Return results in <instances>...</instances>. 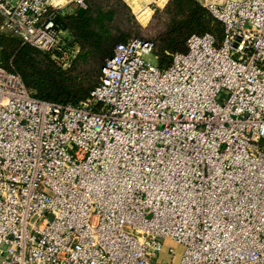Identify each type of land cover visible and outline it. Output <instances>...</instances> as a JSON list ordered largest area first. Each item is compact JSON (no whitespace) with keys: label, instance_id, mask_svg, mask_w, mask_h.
Listing matches in <instances>:
<instances>
[{"label":"built area","instance_id":"built-area-1","mask_svg":"<svg viewBox=\"0 0 264 264\" xmlns=\"http://www.w3.org/2000/svg\"><path fill=\"white\" fill-rule=\"evenodd\" d=\"M196 1L220 41L191 34L165 68L119 43L79 105L0 65V264H173L166 240L178 264H264V0ZM84 7L0 0V32L53 52Z\"/></svg>","mask_w":264,"mask_h":264},{"label":"trees","instance_id":"trees-1","mask_svg":"<svg viewBox=\"0 0 264 264\" xmlns=\"http://www.w3.org/2000/svg\"><path fill=\"white\" fill-rule=\"evenodd\" d=\"M164 13V28L158 31L156 38L121 33L118 12L106 10L102 0H85V7L78 8L75 13L56 15L59 30H66V37H72L80 46L79 59L91 56L97 63L95 73L61 70L50 60L51 53L23 44L8 32H0V65L18 74L34 97L79 105L99 83L101 67L119 43L134 38L153 42L158 67L165 68L172 54L186 51L185 42L191 34L210 33L219 41L223 38L222 23L196 0H168ZM110 23L119 34H112Z\"/></svg>","mask_w":264,"mask_h":264},{"label":"rangeland","instance_id":"rangeland-1","mask_svg":"<svg viewBox=\"0 0 264 264\" xmlns=\"http://www.w3.org/2000/svg\"><path fill=\"white\" fill-rule=\"evenodd\" d=\"M119 1L120 3H117L116 0H102V4L106 7V10L114 9L115 12H118L119 15L117 14V16L121 19L119 20L121 22V33L129 34V36L138 35L146 38H156L158 31L164 28V22L166 20L164 10L166 5L163 8L154 10L153 14H150V11L146 13L132 6V4L128 5L125 0ZM147 19L149 20L145 22ZM109 25H111L110 28L112 29L113 35L120 33L117 32L115 26L112 23ZM66 35V30H61V45L59 49H56L53 52L44 51L51 53L50 60L53 61L55 65L61 70H84V72L88 74L95 73L97 63L94 61V59L91 56L79 59V55L82 53L80 46L75 40H73L72 37H66ZM76 60L78 61L75 64ZM148 61L155 63L156 59L152 55L148 57ZM164 244L167 246H164L162 249L159 255V260H164L170 263V259L166 251L168 246H170L174 248L176 253L173 264H178L181 254L183 253L184 246L181 244H176L170 240H166Z\"/></svg>","mask_w":264,"mask_h":264},{"label":"crops","instance_id":"crops-1","mask_svg":"<svg viewBox=\"0 0 264 264\" xmlns=\"http://www.w3.org/2000/svg\"><path fill=\"white\" fill-rule=\"evenodd\" d=\"M136 2H133V5L136 7V8H139V9H142L143 8V2L144 0H135Z\"/></svg>","mask_w":264,"mask_h":264}]
</instances>
